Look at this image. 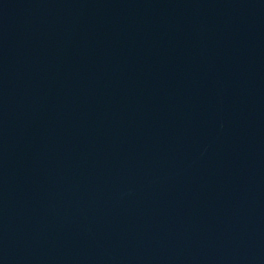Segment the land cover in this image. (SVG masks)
<instances>
[{
	"label": "water",
	"instance_id": "obj_1",
	"mask_svg": "<svg viewBox=\"0 0 264 264\" xmlns=\"http://www.w3.org/2000/svg\"><path fill=\"white\" fill-rule=\"evenodd\" d=\"M0 264H264V0H0Z\"/></svg>",
	"mask_w": 264,
	"mask_h": 264
}]
</instances>
